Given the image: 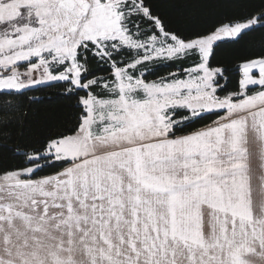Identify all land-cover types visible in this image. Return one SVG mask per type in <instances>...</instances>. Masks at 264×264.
I'll return each instance as SVG.
<instances>
[{"label":"snow or ice","instance_id":"snow-or-ice-1","mask_svg":"<svg viewBox=\"0 0 264 264\" xmlns=\"http://www.w3.org/2000/svg\"><path fill=\"white\" fill-rule=\"evenodd\" d=\"M0 264H264V0H0Z\"/></svg>","mask_w":264,"mask_h":264},{"label":"trees","instance_id":"trees-1","mask_svg":"<svg viewBox=\"0 0 264 264\" xmlns=\"http://www.w3.org/2000/svg\"><path fill=\"white\" fill-rule=\"evenodd\" d=\"M201 18L207 22H212L216 18V13L205 10L201 12ZM245 54L243 48L230 49L224 54L213 60V66L218 62L224 61L226 63H231L233 59H237ZM179 62H168L166 65H162L157 68L153 76L149 79H154L158 75H164L169 71H174ZM190 61H185L184 66H189ZM89 72H99L96 63L90 62L88 65ZM101 75H106V73H99ZM238 73L232 74V78L228 83V88L231 89L234 85L238 87V81L236 77ZM30 95L38 98L39 102L34 104L32 107L33 120L36 125L43 128L45 131L54 130L57 128H62L68 126L71 117L73 115V110L70 107V102L60 98V89L58 87H43L38 89H33ZM210 122V121H207ZM204 121L197 124V127L202 126Z\"/></svg>","mask_w":264,"mask_h":264},{"label":"rangeland","instance_id":"rangeland-1","mask_svg":"<svg viewBox=\"0 0 264 264\" xmlns=\"http://www.w3.org/2000/svg\"><path fill=\"white\" fill-rule=\"evenodd\" d=\"M24 70L23 68H21V71ZM257 75H258V72H257Z\"/></svg>","mask_w":264,"mask_h":264},{"label":"built area","instance_id":"built-area-1","mask_svg":"<svg viewBox=\"0 0 264 264\" xmlns=\"http://www.w3.org/2000/svg\"><path fill=\"white\" fill-rule=\"evenodd\" d=\"M23 71V70H22Z\"/></svg>","mask_w":264,"mask_h":264}]
</instances>
